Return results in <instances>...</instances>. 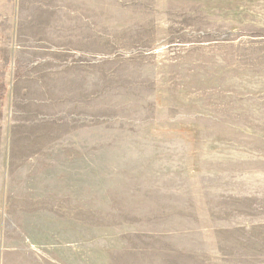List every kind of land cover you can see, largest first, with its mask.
I'll use <instances>...</instances> for the list:
<instances>
[{
	"label": "rangeland",
	"instance_id": "1",
	"mask_svg": "<svg viewBox=\"0 0 264 264\" xmlns=\"http://www.w3.org/2000/svg\"><path fill=\"white\" fill-rule=\"evenodd\" d=\"M0 13V264H264V0Z\"/></svg>",
	"mask_w": 264,
	"mask_h": 264
},
{
	"label": "crops",
	"instance_id": "2",
	"mask_svg": "<svg viewBox=\"0 0 264 264\" xmlns=\"http://www.w3.org/2000/svg\"><path fill=\"white\" fill-rule=\"evenodd\" d=\"M0 15L4 16V15H8V14H1V13H0ZM13 15H14V14H13Z\"/></svg>",
	"mask_w": 264,
	"mask_h": 264
}]
</instances>
